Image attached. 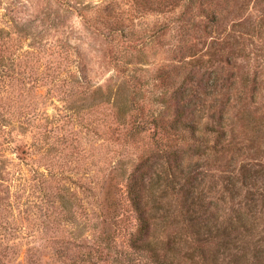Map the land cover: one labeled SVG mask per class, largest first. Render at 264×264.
I'll list each match as a JSON object with an SVG mask.
<instances>
[{
	"label": "rangeland",
	"instance_id": "374dc122",
	"mask_svg": "<svg viewBox=\"0 0 264 264\" xmlns=\"http://www.w3.org/2000/svg\"><path fill=\"white\" fill-rule=\"evenodd\" d=\"M0 264H264V0H0Z\"/></svg>",
	"mask_w": 264,
	"mask_h": 264
},
{
	"label": "trees",
	"instance_id": "16d2710c",
	"mask_svg": "<svg viewBox=\"0 0 264 264\" xmlns=\"http://www.w3.org/2000/svg\"><path fill=\"white\" fill-rule=\"evenodd\" d=\"M127 106V105H126ZM130 106L132 107V103L130 104ZM141 125H143V124H141V123H138L137 124V126L134 128V133H137V132H139L140 131V129H141ZM157 142H160L161 141V138L159 137V136H157ZM161 151H163L162 150V148L160 149ZM160 153V152H159ZM163 153V152H162ZM160 155V154H159ZM158 159H161L162 160V156L160 155V157H158ZM158 159H157V161H155L154 163H153V167H154V165L155 164H161V163H159L158 162ZM160 160V161H161ZM162 165V164H161ZM159 175H157V177H158ZM144 178V177H143ZM142 178V179H143ZM141 179V180H142ZM145 179V178H144ZM158 183H159V181H157ZM169 183V182H168ZM136 184H137V182H136ZM182 189H186V188H182ZM194 185H190L189 187H187V189L185 190V195H186V197H187V200L188 201H185L186 203L187 202H190L191 204H193L194 203V197H195V191H194ZM137 197H138V195H136L135 197H134V200H133V206L135 207V209L138 211V212H141L143 209H144V205H143V207H142V204H141V198L139 197L138 199H137ZM107 199V198H106ZM189 199H192V200H189ZM143 208V209H142ZM140 220L142 219L143 220V216H140V218H139ZM192 219V218H191ZM139 232H143V230L142 229H140L139 230ZM107 241L108 240H110L109 239V237H106L105 238ZM150 248L152 249L153 248V245H151L150 244Z\"/></svg>",
	"mask_w": 264,
	"mask_h": 264
}]
</instances>
